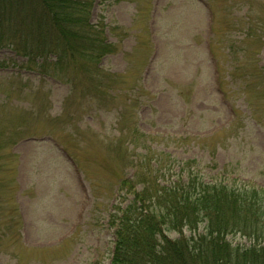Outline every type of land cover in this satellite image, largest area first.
Segmentation results:
<instances>
[{
  "label": "rangeland",
  "instance_id": "rangeland-1",
  "mask_svg": "<svg viewBox=\"0 0 264 264\" xmlns=\"http://www.w3.org/2000/svg\"><path fill=\"white\" fill-rule=\"evenodd\" d=\"M250 6L264 22V0H96L92 20L117 46L99 81L42 74V61L0 47V264H110L127 164L117 136L136 121L151 152L264 189V45L242 30ZM141 76L146 103L119 117ZM135 146L133 158L147 149Z\"/></svg>",
  "mask_w": 264,
  "mask_h": 264
},
{
  "label": "trees",
  "instance_id": "trees-1",
  "mask_svg": "<svg viewBox=\"0 0 264 264\" xmlns=\"http://www.w3.org/2000/svg\"><path fill=\"white\" fill-rule=\"evenodd\" d=\"M95 3L0 0V47L10 46L28 64L42 61V74L55 66L63 73L99 81L102 59L114 54L117 46L108 40L102 21L92 20ZM255 16L252 6L246 9L241 15L242 30L245 38L264 45V22ZM135 38L139 40V34ZM236 45L233 41L232 46ZM238 52L234 50L235 55ZM158 83L168 93L167 79ZM147 92L141 76L119 117L126 107L135 108L136 116L147 101ZM117 138L123 146L126 142L127 164L117 183L121 200L109 213L108 224L113 229L110 264H264L263 188L234 179L217 180L204 173L201 160L175 156L157 149V144L151 152L145 146L148 136L141 133L137 121L132 130ZM136 142H143L142 148L147 149L133 158L129 151L137 149ZM173 233L178 237H170ZM236 235L248 244H232L228 236Z\"/></svg>",
  "mask_w": 264,
  "mask_h": 264
}]
</instances>
